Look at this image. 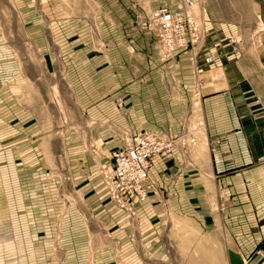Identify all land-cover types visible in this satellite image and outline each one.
Listing matches in <instances>:
<instances>
[{
	"label": "crops",
	"instance_id": "0c3cea01",
	"mask_svg": "<svg viewBox=\"0 0 264 264\" xmlns=\"http://www.w3.org/2000/svg\"><path fill=\"white\" fill-rule=\"evenodd\" d=\"M82 6L96 12L74 23L79 30L70 19V30L48 41L36 31L34 40L47 72L60 73L71 89L81 130L102 151L100 162L125 147L124 136L152 131L183 138L154 159L149 198L132 220L111 201L98 163L72 127L54 131L32 105L24 71L17 67L15 80L4 81L1 46L4 186L14 185L17 194L20 183L33 194L51 189L48 213L63 222L38 229L64 233V264H264V34L245 43L235 22L216 21L209 11L203 42L166 60L156 34L141 28L142 9H173V0H84ZM209 54L216 56L213 65L203 64ZM190 124L194 135L203 132L191 142L184 140ZM18 168L38 172L20 179ZM23 212L17 215L25 220ZM10 229L35 228L19 222ZM37 244L45 250L54 243Z\"/></svg>",
	"mask_w": 264,
	"mask_h": 264
},
{
	"label": "rangeland",
	"instance_id": "374dc122",
	"mask_svg": "<svg viewBox=\"0 0 264 264\" xmlns=\"http://www.w3.org/2000/svg\"><path fill=\"white\" fill-rule=\"evenodd\" d=\"M83 1L0 0V47H4V81L8 79L13 82L17 67H20L26 74L29 84L33 87L34 96L30 98L32 105H36L41 112L44 111V116L48 118L46 121L50 123V126L53 125L54 131H62L64 127H72L78 134V139L84 145L85 150L98 163L99 172L102 176L101 171L104 166L107 164L108 169L110 168L111 163L109 164V162L112 154H108V158L100 162L102 151H100L90 132L81 130L82 117L71 89L60 73L51 75L47 72L44 55L38 50L34 40L36 36L34 32L36 31L41 34L42 40L48 41V38L53 37L54 32L60 33L70 30L67 27L71 24V20L72 24L75 25L74 23H78L82 17L94 15L96 9L83 7ZM187 1H193L194 6L187 9L185 7ZM159 8H168L174 13L186 14L187 31L194 42L184 51L192 49L201 41L203 42L206 21L203 13L209 14V11L214 15L216 21L235 22L245 43L252 44L259 35L262 37L264 34V0H173V9L160 6L143 8L145 18L141 23V28L151 29L156 34L160 58L166 60L173 59L178 52L171 57L161 55L160 31L152 21L153 13ZM74 27L79 30L80 26L78 24ZM203 64L210 65L205 61ZM199 67L202 70L203 66L200 65ZM194 72L197 81L200 77L203 79L202 73L199 75L196 72V66ZM193 131L190 124V134L187 133L184 140L191 142L192 139L200 138L203 133L200 131V134L196 132L197 135H194ZM169 138L175 144L177 139L183 137L171 136ZM124 139L126 142V136ZM39 171L43 176L42 172H49V167L41 168ZM37 172V169L32 168L17 169L20 179L32 178L36 176ZM15 186L20 193L17 194L18 190L13 189L15 187L12 184H5L4 186V179H0V264H41L43 261L48 262L52 259L56 261V264H64V233L59 230L53 232L38 229V227L44 226L45 228L55 225L57 227L63 222V219L54 218L48 213L53 202L51 189H44L43 187L40 190L39 188L36 191L37 194H33L35 192L32 191L34 189L31 185L20 183ZM106 187L108 188L107 185ZM33 195L36 196L33 198ZM19 211H24L25 220L17 215ZM19 222H25L29 227L35 229L25 232L10 229ZM44 240L53 241L54 244L51 249L45 248L44 250L37 247V243ZM23 241H25L26 246H19ZM50 250L51 254H49ZM48 255H52L53 258L50 260Z\"/></svg>",
	"mask_w": 264,
	"mask_h": 264
},
{
	"label": "built area",
	"instance_id": "2783aa9c",
	"mask_svg": "<svg viewBox=\"0 0 264 264\" xmlns=\"http://www.w3.org/2000/svg\"><path fill=\"white\" fill-rule=\"evenodd\" d=\"M193 1H187L185 7L190 9ZM152 21L159 28L161 55L173 56L176 52L187 50L194 42L186 27V14L174 13L168 8H159L152 15ZM216 56H205V63L214 64ZM200 75L202 70L196 67ZM203 79H198V85ZM174 141L168 136L142 131L136 135L126 136L125 147L112 153L110 168L104 166L102 178L110 190L111 201L124 210L132 220L138 218V207L149 198L150 171L156 157L171 153ZM107 169V170H106Z\"/></svg>",
	"mask_w": 264,
	"mask_h": 264
}]
</instances>
